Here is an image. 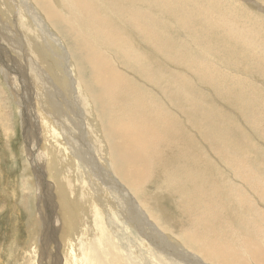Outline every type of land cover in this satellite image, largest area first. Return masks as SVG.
I'll return each instance as SVG.
<instances>
[{
    "label": "rangeland",
    "instance_id": "obj_1",
    "mask_svg": "<svg viewBox=\"0 0 264 264\" xmlns=\"http://www.w3.org/2000/svg\"><path fill=\"white\" fill-rule=\"evenodd\" d=\"M48 1L79 43L35 0H0V264H87L92 254L103 261L101 248L124 264H216L209 250L222 248L239 264L240 241L264 248V0H89L92 18L74 0ZM90 58L120 80L99 84ZM138 122L140 178L145 153L167 165L154 161L141 189L116 180L120 196L107 181L109 131ZM55 185L80 214L71 234ZM38 198L56 222L47 248ZM194 233L208 252L188 244Z\"/></svg>",
    "mask_w": 264,
    "mask_h": 264
},
{
    "label": "bare ground",
    "instance_id": "obj_2",
    "mask_svg": "<svg viewBox=\"0 0 264 264\" xmlns=\"http://www.w3.org/2000/svg\"><path fill=\"white\" fill-rule=\"evenodd\" d=\"M38 4H39V6L41 7V9H42V11L47 15V17H48V19H49V21L50 22H52V23H54V22H59V24H61L62 25V30L64 29V27H66V29H64L65 30V32L67 33V35H68V39L71 41V43H79L80 42V40H82L83 39V35L81 34V33H79L78 32V34H75L74 32H73V30H72V28H71V26L70 25H68L65 21H64V19H62V18H60L59 16H58V14L52 9V8H50V6H49V1L48 0H35ZM74 2H75V4L80 8V9H82L83 11H85V12H87L88 13V16H87V18H92V17H95V16H97L96 14H94L93 12H94V9L92 8V5H91V3H90V1L89 0H81V1H76V0H74ZM54 25H55V23H54ZM61 30V29H60ZM56 31V30H55ZM79 37V38H78ZM80 39V40H79ZM74 47H76L77 48V45L76 44H74ZM89 63H90V71H91V75H92V77H94V78H96L97 79V82L99 83V84H101V83H103V84H105V85H109V84H111V83H117L119 80H120V77H119V75H117V74H112V73H109V71H108V67H107V70H106V61L105 60H101V59H95V58H90L89 59ZM105 71H108L107 73H105L104 75H103V73L105 72ZM118 89H115V91H117ZM111 96L113 97V94L112 95H109V94H105V97H107V99L109 100L110 98H111ZM50 117H51V115H49ZM52 118V117H51ZM51 118H49V120H47V122L49 123V124H51L50 123V120H51ZM48 119V118H47ZM43 122V121H42ZM41 122V123H42ZM25 123V122H24ZM86 123V122H85ZM43 124V123H42ZM45 124H47L46 122H45ZM42 126H44V125H42ZM41 127V126H40ZM142 127H143V124L140 122H138V123H136L135 125H132V124H130V127H129V129L127 130V129H125V128H122V127H111L110 128V131H109V134H110V136H112L113 137V139H114V141H113V144H112V146H113V148H114V150L113 151H115V161H116V164L114 165V164H112L111 162H110V170L112 171V178H113V180L112 179H108L107 181H110V182H114V187L116 188V180L118 181V182H120V184H122L123 186L124 185H126L128 188H135V189H137V188H139V189H141L142 187L144 188V186H145V184L147 183V179L149 178V173H147V170L150 168V167H154V161H155V167H157V168H161V167H163V166H165V165H167L166 164V160L163 158V157H159L158 155L155 157V158H150V157H148L147 155H146V153L144 154V156H143V158H142V160H143V162H141L142 164H146V165H141L143 168H145V170H144V177H143V180L140 178V174L141 173H143V172H140V167L139 166H137V164H136V162H135V160H139V157L140 156H142L143 155V153L141 152V149H137L138 150V153H137V155H135L134 156V154H135V150H136V147L138 146V145H140L143 141H142V139H141V129H142ZM151 127V126H150ZM26 128V127H25ZM29 129V128H28ZM43 130H44V128L42 127V132H43ZM28 131H30V130H28ZM32 131H33V129H32ZM153 134L155 133V131H153V129H151L150 130ZM160 131V130H159ZM49 132H50V129H49ZM163 132V131H162ZM48 133V132H47ZM162 134H164V133H162ZM162 134H160V135H162ZM155 135H159V132H157V133H155ZM165 135H166V133H165ZM180 135V134H179ZM178 135V136H179ZM183 135V134H182ZM109 136V137H110ZM29 137H30V135H29ZM35 137V136H34ZM160 137V136H159ZM31 138V137H30ZM152 138V137H151ZM156 138V137H155ZM190 138V137H189ZM35 139V138H34ZM153 139V138H152ZM152 139H151V141H152ZM157 139H160V138H157ZM182 139H183V137H182ZM36 140V139H35ZM164 140V139H163ZM178 140H179V137H178ZM189 140V139H188ZM31 141V140H30ZM159 141V140H158ZM155 142H157V140L155 139ZM164 143H165V148H167L168 147V144H167V142H166V140H164L163 141ZM162 142V143H163ZM32 143V142H31ZM159 143H161V142H157V146H159L160 147V145H159ZM163 143V144H164ZM189 144V143H188ZM69 145V144H68ZM162 145V144H161ZM191 145V144H190ZM51 146V145H50ZM111 147V146H110ZM131 147V149H129ZM170 147V146H169ZM186 147V146H185ZM185 147L183 148V149H185ZM191 147V146H190ZM182 149V150H183ZM112 150V149H111ZM146 150L147 149H145V150H143V151H145L146 152ZM165 150V149H164ZM193 150V149H192ZM32 151V150H31ZM187 151V150H186ZM189 151V150H188ZM194 151V150H193ZM196 151V150H195ZM172 153V152H171ZM112 154V153H111ZM221 154V153H220ZM41 155V154H40ZM73 155V154H72ZM37 156V155H36ZM45 156V155H44ZM177 156V155H176ZM176 156H174V157H176ZM225 156V155H224ZM227 156V155H226ZM225 156V157H226ZM53 157V154L51 155V157H50V159L48 160V165H50V167L53 165V163H55V162H53L52 160H54L55 161V159H53L52 158ZM59 157V156H58ZM222 157V156H221ZM220 157V158H221ZM157 158V159H156ZM171 158H173V157H171ZM63 159V158H62ZM177 159V158H176ZM222 159V158H221ZM46 160V159H45ZM60 161V160H59ZM62 161V160H61ZM79 161V160H78ZM85 161V160H84ZM220 161V160H219ZM36 162V161H35ZM57 162V161H56ZM177 162V161H176ZM62 163V162H61ZM74 163V162H73ZM99 163V162H98ZM170 163H172L171 161H170ZM56 164V163H55ZM109 165V164H108ZM125 165V166H124ZM138 165H140V164H138ZM242 165V164H241ZM246 165V164H245ZM101 166V165H100ZM135 166H137V168L138 169H136L135 170ZM222 166V165H221ZM212 167V166H211ZM52 168H54V167H52ZM105 168V167H104ZM108 168V167H107ZM166 168V167H165ZM169 168V167H168ZM173 169H175V165L173 164V167H172ZM222 168V167H221ZM227 168V167H226ZM239 169H240V167H238ZM147 169V170H146ZM170 169H171V167H170ZM169 169V170H170ZM173 169H171V170H173ZM92 170V169H91ZM104 170V169H103ZM158 171H159V169H157ZM244 170V169H243ZM89 171V170H88ZM161 171V170H160ZM217 171V170H216ZM238 171V170H237ZM99 172V171H98ZM107 172V171H106ZM163 172L165 173V170H163V171H161V172H159V173H162L163 174ZM221 172H224V171H222L221 170ZM48 173H50L49 171H48ZM91 173H93V172H91ZM136 173V174H135ZM218 173V172H217ZM227 173H228V171H227ZM229 173H230V171H229ZM231 173H234V171L233 172H231ZM220 174V173H219ZM224 174V173H223ZM236 175V174H235ZM90 176V175H89ZM92 176V175H91ZM177 176V178H178V175H176ZM227 176V175H226ZM73 177V176H72ZM72 177H71V179H72ZM109 177V176H108ZM141 177H142V175H141ZM173 177V176H172ZM235 177H238V176H235ZM249 177H250V175H249ZM258 176H256V178H257ZM97 178V177H96ZM135 180H134V179ZM176 178V179H177ZM244 178V177H243ZM252 178V177H251ZM107 179V178H106ZM233 180H235L234 178H233ZM172 181H173V179H172ZM40 182V181H39ZM112 182V183H113ZM163 184L165 183V185H168L169 186V183L168 182H162ZM59 184V183H58ZM60 184H62V183H60ZM41 185V184H40ZM110 185V184H109ZM233 185V184H232ZM44 186V185H43ZM60 186V185H59ZM56 186L55 185V189L56 190H58V193L59 194H61L62 196H58V200H59V202L61 201V209H62V212H61V217H62V219H61V222H60V226H63L65 229H68V232H70V230H69V228L70 227H73V225H74V222L73 221H76V217H74L75 215H77V216H80V214L79 213H73L72 214V211H70V208H68L69 206V204H65V203H67L68 201L66 200V202H64V197H65V195H66V187H62V186ZM67 186V185H66ZM99 186V185H98ZM236 186V185H235ZM46 186H44V188H45ZM117 187H119V191H120V196H121V194L122 195H124V196H126V194L123 192V190L120 188V186H118L117 185ZM232 187V186H231ZM234 187V186H233ZM237 187V188H236ZM235 187V190L237 189L238 190V188H240V187H238V185ZM43 188V189H44ZM95 188V187H94ZM93 188V189H94ZM108 188V187H107ZM114 188V189H115ZM124 188V187H123ZM146 188V187H145ZM172 188H173V191H174V193L177 191V189L178 188H180V186L179 185H176L175 183H174V181H173V185H172ZM41 189V188H40ZM68 189V188H67ZM109 189V188H108ZM130 189H129V191H130ZM148 189V188H147ZM251 189V188H250ZM42 190V189H41ZM126 190V189H125ZM230 190H232V189H230ZM237 190L235 191V192H237ZM242 190V189H241ZM240 190V191H241ZM233 191V190H232ZM243 191V190H242ZM219 192V191H218ZM57 193V192H56ZM69 193V192H68ZM233 193V192H232ZM231 193V194H232ZM238 193V192H237ZM58 195V194H57ZM84 195H85V193H84ZM203 195H204V193H203ZM237 195H239V193L237 194ZM39 196V195H38ZM83 196V195H82ZM88 196V195H87ZM242 196V195H241ZM40 197V196H39ZM68 197H70V196H68ZM72 197V196H71ZM124 198V197H123ZM127 198V197H126ZM202 198V197H201ZM243 198V197H242ZM39 199V198H38ZM70 199H72V198H70ZM203 199V198H202ZM39 200H41V204L42 205H45L46 206V209H45V211H46V213H42V216H41V218H40V220H39V226L41 227V231H42V228L44 229V243H45V245L43 244V247L44 248H47V245L46 244H50L52 241H54V239L56 238L55 237V233H56V222H55V217L53 216V212L52 213H48L49 211V207L51 206L50 204H49V202L47 203V204H45V202H44V200L42 199V198H40ZM205 200H206V198H205ZM237 200V199H236ZM38 202V201H37ZM40 202V201H39ZM58 202V204L60 205V203ZM135 202V201H134ZM131 203L130 204V206H132L135 210L136 209H138V207L136 206V204L135 203ZM199 202V201H198ZM69 203V202H68ZM157 203H159V202H157ZM200 203V202H199ZM204 203H206V202H204L203 201V204ZM247 203V202H246ZM245 203V204H246ZM201 204H202V200H201ZM211 204V203H210ZM209 203H206V207H207V209H208V211H209V213H212V212H214L213 210V206L212 205H210ZM214 204V203H213ZM68 206V207H67ZM48 207V208H47ZM86 207V206H85ZM195 207H197V206H195ZM206 207H204V208H206ZM217 207V206H216ZM215 207V208H216ZM202 209V208H201ZM217 209H219V208H217ZM43 210V209H42ZM60 210V209H59ZM44 211V210H43ZM42 211V212H43ZM196 211V210H195ZM206 211V210H205ZM137 212V211H136ZM215 213V212H214ZM70 214H72V216L70 215ZM195 215V214H194ZM194 215H191L190 214V218H192V222H191V224H193V222H195V219H194ZM200 215H202L201 213H200ZM203 215H205V214H203ZM140 216L141 215H139L138 217H137V221H139V218H140ZM188 216V215H187ZM208 216H209V214H208ZM214 216V215H213ZM212 216V217H213ZM216 216V215H215ZM205 217H207V216H205ZM210 217V216H209ZM208 218V217H207ZM214 218V217H213ZM233 218V217H232ZM215 220V219H214ZM219 220V219H218ZM224 221H226V220H224ZM49 222V223H48ZM53 222H55V223H53ZM59 222V221H58ZM76 223V222H75ZM201 223V222H200ZM73 224V225H72ZM196 224V223H195ZM251 224V223H250ZM76 225V224H75ZM74 225V226H75ZM143 225H147V226H150L148 223H145V224H143ZM60 226H59V228L57 227V230H58V232L59 231H61L62 232V230L60 229ZM252 226V225H251ZM96 227V230L98 229V235L99 236H101V234L103 233V234H105L107 231L105 230V228H104V224L103 223H101V226H95ZM195 229V228H194ZM191 230V229H190ZM193 230V229H192ZM202 230V229H201ZM201 230L199 231V227H198V229H196V231H199V232H201ZM195 231V232H196ZM230 231H232V229L230 228ZM60 232V233H61ZM74 232V230H72V232H70V234L71 233H73ZM199 232H196V233H198L199 234ZM101 233V234H100ZM109 233V232H108ZM110 234V233H109ZM69 236V235H68ZM107 236V235H106ZM55 237V238H54ZM65 239H66V237H65ZM69 239V238H68ZM201 239H203L202 237H200L199 235H197V234H191V237H188V235H187V242H188V244L192 247V246H194V247H198V252L200 253V254H203V253H205V252H208L206 249L208 248V245H207V243L205 242V240L203 239V240H201ZM64 240V239H63ZM163 243V244H162ZM162 245H164L165 247H169V244L168 243H166L165 241H162ZM66 245V244H65ZM103 244H99L98 246H102ZM158 245V244H157ZM206 247V248H205ZM193 248V247H192ZM236 248H237V251H238V253H239V256L241 255V252H244V254H245V256H246V258L245 259H242V258H240V257H238V262H239V264H248V259L250 258V259H255V260H257V262L259 263V264H264V248H261V249H259V247H257L256 245H255V243H254V240H246V239H244V240H242V241H240V243H239V245L238 246H236ZM43 249V248H42ZM63 249H64V247H63ZM98 251H99V248H96ZM102 249V251H103V256L101 257L102 258V260L103 261H101L100 260V258H99V255L97 256V257H93L92 255L90 256L91 257V261L90 262H87V264H124V263H122V260L120 259V258H117L116 257V254H113V253H115V252H113V253H111V252H108V251H110V250H112V249H110V250H108V251H106V249H104V248H101ZM100 249V250H101ZM241 249V250H240ZM73 250V249H72ZM134 250V249H133ZM101 252V251H100ZM50 253V252H49ZM94 253V252H93ZM233 253V252H232ZM95 254V253H94ZM209 254H210V261H212L213 263H216V264H237V263H234L233 262V255H231L230 254V252H228L227 250H225V249H222V248H216V249H214V248H212V249H210L209 250ZM43 255V254H42ZM89 255L90 254H85V258H88L89 257ZM47 256V255H46ZM42 257V256H41ZM193 258H195V257H193ZM48 259H50V258H48ZM77 259V258H76ZM56 260V259H55ZM193 260V259H192ZM195 260H196V258H195ZM58 261H60V260H58ZM69 259L67 260V262H66V264H68L69 262ZM227 261V262H226ZM193 262H194V260H193ZM54 263V262H53ZM76 264V263H75ZM85 264V263H84ZM135 264V263H134ZM194 264V263H193Z\"/></svg>",
    "mask_w": 264,
    "mask_h": 264
}]
</instances>
